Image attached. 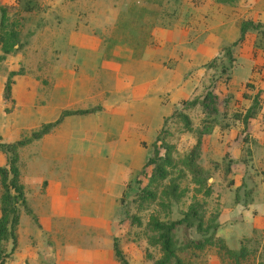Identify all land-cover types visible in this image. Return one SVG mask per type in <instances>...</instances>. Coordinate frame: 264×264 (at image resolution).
<instances>
[{
	"label": "rangeland",
	"instance_id": "1",
	"mask_svg": "<svg viewBox=\"0 0 264 264\" xmlns=\"http://www.w3.org/2000/svg\"><path fill=\"white\" fill-rule=\"evenodd\" d=\"M180 1L181 4L185 1L197 4L203 0ZM127 3L128 0H0V12H5L6 27L15 31L16 40L8 52L0 49V141H13L29 135L33 128H12L11 122L18 121V117L23 118L18 115V103L45 101L55 68L58 63H63V56L72 52L71 41L75 36L93 37L111 62L131 54L149 56L172 65V61L165 57L170 39L158 43L151 33L154 27L148 30V15L145 12L157 6L138 0H133L134 4L129 2V12L131 15L135 13L133 16L136 19L132 29L128 27L127 14L117 13ZM242 3L239 6L246 7L240 10L245 11L242 17L260 21L262 25L258 29H249L243 39L232 46V61H228L222 47L238 35L236 23L239 16L233 23L226 20L232 27L224 30L226 37L223 40L209 30L176 33V38L209 53L213 62L210 66L204 65L203 78L187 98L200 97L206 89H210L216 95L217 111L206 112L199 103H195L186 108L191 121L189 129H183L179 123H168L172 131L168 141L175 146L178 154L189 150L199 137L196 162L200 172L198 176H193L182 167L170 171L161 186L174 182L178 194L170 197L165 202L166 206L158 202L136 207L130 197L126 200L123 212L127 216L119 220L121 230L118 240L127 264H149L143 254L144 249L152 258L159 254L156 246L147 243L152 232L143 225L129 223L130 214L138 215L142 222L151 213L161 219H172L181 216L189 204L196 206L199 216L191 217L189 224H178L173 232L176 252L183 260L191 264H264V0H244ZM141 5H145V12L140 11L138 6ZM258 5L261 6L259 10L256 9ZM177 6L173 0H162L157 8L171 11ZM172 24L164 27L168 33ZM221 65L225 68L222 71ZM9 69L21 71L12 76V101L2 97V85ZM256 90L260 91L261 106L243 126L235 113H241L246 108ZM207 117L213 119L212 124L202 128V120ZM29 142L17 148L20 181L19 169L25 163L22 147ZM159 152H162L161 148ZM22 154L23 159L19 160ZM9 155L10 152L0 146L1 165H6ZM34 160L31 158V164L27 163L30 171L34 170ZM148 173L149 166L145 167L144 174L136 176L138 182L132 179L134 193L138 183L142 185L146 182ZM204 188H208L209 193L205 194ZM23 213L21 218L25 220L28 213ZM198 219L202 233L196 228ZM211 229L228 247L237 250L243 246L244 256L234 260L219 256L212 246L193 252L182 247L187 239L206 234ZM37 232L35 229L34 233ZM85 238L90 239V236ZM91 238L95 240L94 236ZM75 239L80 238L76 236ZM10 246L7 239L4 249ZM4 264H18V224L16 246Z\"/></svg>",
	"mask_w": 264,
	"mask_h": 264
},
{
	"label": "crops",
	"instance_id": "2",
	"mask_svg": "<svg viewBox=\"0 0 264 264\" xmlns=\"http://www.w3.org/2000/svg\"><path fill=\"white\" fill-rule=\"evenodd\" d=\"M210 3L185 1L169 33L161 26L152 29L158 43L170 39L165 57L171 66L131 54L111 62L93 37L79 35L57 64L45 101L18 103L23 118L11 122L18 129L53 120L63 108L99 106L64 115L22 147L25 163L19 170L29 212L22 220L20 210L18 218V264H118L111 242L121 230L123 203L135 191L132 179L149 156L163 117L191 94L210 57L176 33L209 30L223 40L229 22L237 19L208 15Z\"/></svg>",
	"mask_w": 264,
	"mask_h": 264
},
{
	"label": "trees",
	"instance_id": "3",
	"mask_svg": "<svg viewBox=\"0 0 264 264\" xmlns=\"http://www.w3.org/2000/svg\"><path fill=\"white\" fill-rule=\"evenodd\" d=\"M139 2H150L152 5L160 7L162 0H138ZM129 2L133 3V0H128V3L124 9L117 10L119 14L125 12L127 14L128 27L133 29L135 25V18L133 13L129 12ZM178 6L171 11H163L161 8L153 7L145 12L143 9L145 5L138 6L141 12H145L148 15L149 29L155 26L165 27L174 22L177 18L181 7L180 0H173ZM241 6L235 0H214L208 6L206 13L214 18L222 21L231 20L237 18L240 14ZM161 15V16H160ZM116 17V16H115ZM114 17V18H115ZM163 17L170 18L171 21L163 19ZM7 16L5 12H0V49L3 52H8L11 47L16 43L15 31L12 28H7ZM262 23L251 18H239L236 23L238 35L231 40V42L223 45V54L227 57L228 61H232L231 48L239 40L243 39L244 35L249 29H258ZM212 59L210 57L204 62L205 66L212 65ZM224 65L220 66L222 71ZM19 69H9L5 75V79L2 85V97L5 100L12 101L10 95L12 76L16 73H20ZM264 90V89H263ZM260 91L256 90L251 96L250 101L246 108L241 113H235V117L242 122L243 126H246L247 120L254 117L259 110L260 103ZM181 105L175 107L168 115L163 117L162 124L151 141V154L144 161L142 168L137 173H145V167L149 166V173L147 180L144 184H137V191L129 198L134 202L136 207L147 206L154 203L162 204L166 206V203L170 197L176 196L175 183L161 186L162 181L168 177L170 171L175 168H184L191 175L198 176L200 167L196 162L197 146L199 143V137L196 139L191 148L182 154H178L175 146L168 141L172 131L169 126V122L179 123L183 129H189L191 127L190 118L186 112V108L193 106L195 103H199L202 109L206 112L213 113L217 111L216 95L210 90L206 89L200 97L193 96L191 98H184L181 100ZM99 108L97 105H93L85 108H63L59 111L55 119L40 123L36 127L30 130L29 135L15 139L13 141L2 142L0 146H4V149L10 152V155L6 158V165L0 164V264H4L7 256L13 251L16 246V227L18 224V218L20 210L29 212L26 204L24 188L22 182L19 180V171L16 164L17 160V148L34 138H38L44 133L48 132L60 119L71 113H86ZM6 110V108H4ZM212 118L207 117L202 120V128H208L212 124ZM159 148L162 152H159ZM3 150V149H2ZM136 175V176H137ZM135 181L138 182V177H135ZM161 186V187H160ZM205 194L209 193L208 188H204ZM126 202V201H125ZM124 202V203H125ZM123 203V207H124ZM127 214V213H125ZM197 209L195 205H188L187 209L181 216L172 219H161L156 214H149L148 217L142 222L138 215H129V223L137 225H143L148 231L152 232V235L148 236L147 243L152 246H156L159 254L156 257H151L150 253L145 252L146 259L149 264H191L187 260H183L176 252V247L173 239V232L175 227L180 224H189L190 218L197 216ZM127 216V215H123ZM199 216V215H198ZM201 222L198 219L196 228L202 233ZM118 236L112 237V253L114 259L118 264H127V260L124 257L123 250L120 247ZM9 239L11 246L9 249H4V242ZM206 246H212L215 248L216 253L219 256H226L237 260L238 257L244 256L245 248L240 246L237 250H234L227 246L225 241L215 234L211 229L206 234H201L195 238H189L182 244V247L190 248L191 252L201 250Z\"/></svg>",
	"mask_w": 264,
	"mask_h": 264
}]
</instances>
